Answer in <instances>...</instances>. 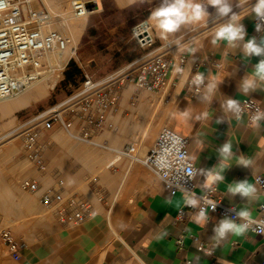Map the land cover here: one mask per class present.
<instances>
[{"label": "crops", "instance_id": "obj_1", "mask_svg": "<svg viewBox=\"0 0 264 264\" xmlns=\"http://www.w3.org/2000/svg\"><path fill=\"white\" fill-rule=\"evenodd\" d=\"M255 2L234 0L233 11L246 15L249 11L246 6ZM238 3L241 8L237 7ZM208 11L210 16L206 23L184 27L167 39L175 44L179 56L186 58L180 66L184 69L182 74L175 73L176 64L171 67L168 93L175 105L170 120L176 132L190 139V156L198 169L195 193L201 196L206 188L212 187L216 193H221L225 204L235 206L238 211L247 209L251 217L256 218L263 203L254 177L264 175V120L256 129L251 126L248 114H242L238 121L235 113L224 105L229 98L241 104L251 100L264 111V83L248 95L239 90L243 77L253 74L260 58L246 57L241 48H230L224 42L214 45V30L227 18L218 21L215 9L208 6ZM241 23L247 30L246 39L256 37L259 41L264 36L255 29L254 15L244 16ZM139 60L141 58L128 63L125 69L134 67ZM195 70L204 74L205 82L192 94L187 83ZM217 81L222 82L213 93H208V83ZM206 95L211 97L210 101L203 99ZM184 111L189 113L187 117ZM204 112L208 116L197 120L196 117ZM143 126L144 123L141 129ZM228 141L233 147L232 155L224 162L227 166L221 172L224 181L205 187L206 173L220 171L219 149ZM241 157L250 161L248 167L238 164ZM244 180L256 188L248 199L228 192L229 184ZM127 181L125 176L108 215L96 213L81 223L63 225L57 232L23 247L16 263L183 264L191 260L194 264H219L221 259L227 264L264 263V238L248 230L242 235L229 234L219 247L216 246L214 228L224 218L212 219L205 227H200L193 214L188 220L175 223L178 212L184 208V198L180 193L169 194L159 180L142 182L144 193L135 202L130 200L128 206L114 207ZM180 238L181 247L177 243ZM194 239L206 244L210 251H199Z\"/></svg>", "mask_w": 264, "mask_h": 264}, {"label": "rangeland", "instance_id": "obj_2", "mask_svg": "<svg viewBox=\"0 0 264 264\" xmlns=\"http://www.w3.org/2000/svg\"><path fill=\"white\" fill-rule=\"evenodd\" d=\"M57 1L36 0L33 6L42 7L50 13L51 29L70 37L69 30L61 31L55 25L58 17L54 5ZM71 2L72 0L66 2L68 4L66 16H72L75 21L85 22V27L80 41L76 44L78 47L76 56L69 59L63 70V79L58 82L53 92L37 102L23 108L13 107L10 110L0 111V137L11 130H15L19 135L23 134V137L15 140L16 146L13 148L6 149L7 145H10L8 142L13 138H7L0 144L3 145L0 148L2 149L0 151V246L2 249L0 264H17L3 240L11 239L21 247H25L62 228L63 225L56 215L47 211L48 209L46 210L40 202L42 192L59 180L64 182L68 192H77V196L88 201L92 205L93 214L103 215H108V210L125 176L130 183L127 181L114 207L128 206L130 200L135 202L137 197L144 193L141 188L142 182L157 181L154 174L145 166L140 163L131 164V160L127 158L118 159L114 163L115 170L111 165L107 169L104 168L105 163L113 160L116 153L98 144L116 150H120L125 144H134L141 156H144L153 146L161 128L169 126L167 124L170 123L175 105L174 99L168 93L169 86L164 91L153 93L138 89L132 82H126L119 91L120 100L117 105L100 113L101 125L98 129L84 122L80 118V109L73 104L71 109L60 115L65 124L55 121L50 130L41 131L38 142L43 146V169L33 162L30 151L25 147V132L37 124L36 117L41 114L49 115L50 111L57 109L56 106L73 97L85 75L93 79H101L108 74L125 70L128 63L141 58L134 66L136 67L154 56L158 49L159 53L162 52L161 48L165 46V40L159 38L158 29L154 26V22H151L152 20L150 22L153 24L154 44L150 46L144 44V41L140 40L141 37H136L133 33L136 26L150 19L151 11L159 5L160 0H98L99 10L89 14L87 18L75 17L70 8ZM70 38L74 44V39ZM172 44L170 43L169 48L166 49L172 51L175 47V44ZM71 63L72 65L69 66ZM77 68L81 70L82 76L76 74ZM67 71L73 74L71 82L66 81ZM58 74L61 78V72ZM44 83L38 85L44 86ZM22 95L24 94L2 100L0 106L8 101L13 102ZM160 100H162L159 106L160 124L155 127L153 135H148L147 141L141 145V135L148 121L147 118ZM91 113L93 114L94 111ZM69 132L80 139L71 136ZM24 179L37 181L39 192L31 193L24 189L21 186ZM28 199L35 203V209L26 219L22 205L29 203ZM18 205L21 208H17ZM44 210L47 211L43 212L44 218L38 217L39 212L42 213ZM37 212L38 214H35ZM22 215H24L22 219H19ZM7 219L13 222L12 226Z\"/></svg>", "mask_w": 264, "mask_h": 264}, {"label": "built area", "instance_id": "obj_3", "mask_svg": "<svg viewBox=\"0 0 264 264\" xmlns=\"http://www.w3.org/2000/svg\"><path fill=\"white\" fill-rule=\"evenodd\" d=\"M35 1L0 0V101L19 95L57 75L58 82L63 79V71L61 78L58 74L59 59L68 48H73V41L70 37L51 29L52 17L50 13L42 7H34ZM252 5H247L246 10L248 11ZM70 8L77 18L85 17L89 11L88 3L85 2L72 1ZM137 27L134 28L133 33L142 39V36H139L137 32ZM141 41L149 46L155 43L153 37ZM170 43L169 40H165L167 47L161 48L162 52L159 53L158 49L154 56L132 69L108 74L101 79H93L85 75L73 96L75 98L73 104L80 109V118L94 128H100V113L117 105L119 91L126 82H132L138 89L153 93L163 90L168 83L172 65L182 66L186 61L184 56H179L175 51V47L172 51L166 49L169 48ZM196 73L195 70L187 83V89L192 94L198 91L205 82L204 79L203 84L199 86L192 84V77ZM248 105L251 107H247ZM241 107L244 109L242 114H248L249 117L255 114L257 109L262 111L260 106L251 100L243 101ZM92 111H94L93 114ZM40 119H42L41 122L29 128L25 133L24 144L30 151L33 162L43 169V146L38 142L41 131L50 130L55 121L63 122V124L65 122L54 109L45 118L36 117L35 120L37 122ZM173 137H178L181 142L174 143ZM189 146L188 136H183L172 127L166 126L158 132L153 146L145 156L138 155V149L134 144H125L120 150H115V153L119 159L127 158L140 162L154 174L169 194L180 193L183 196L184 208L178 212L175 223L188 220L191 215H196L201 208L208 212L207 222L212 219L235 218L236 211H238L236 207L225 204L222 201L221 193H216L214 188H206L205 193L201 196L195 193L198 169L190 156ZM158 160L161 161L160 164L157 163ZM111 167H114V164ZM189 173H194L193 178H189ZM254 182L258 193L263 197V203L259 206V217H250L254 223L248 231L264 238V175L254 177ZM21 186L31 193H37L40 190L38 182L30 179L22 180ZM186 195H194L199 201V205L197 207L186 206ZM208 200L216 204L215 210H212L211 205L207 203ZM40 202L42 206L56 215L62 225L81 223L93 214L92 205L77 196V192H68L62 180L47 187L40 196ZM235 222L242 223L243 221L235 219ZM3 241L10 249L12 257L18 259L19 251L24 246L21 247L11 239ZM194 241L197 243L199 251H210L203 242L197 239ZM177 243L181 247L182 239L180 238ZM183 264L194 263L191 260H185Z\"/></svg>", "mask_w": 264, "mask_h": 264}, {"label": "clouds", "instance_id": "obj_4", "mask_svg": "<svg viewBox=\"0 0 264 264\" xmlns=\"http://www.w3.org/2000/svg\"><path fill=\"white\" fill-rule=\"evenodd\" d=\"M249 3L250 0H245ZM234 0H160V3L150 13V20L154 22V26L158 29L159 38L161 40H167L171 34L179 32L182 28L206 23L210 13L208 6L214 8L216 11V19L223 20L224 22L214 30L212 43L214 45L218 42H224L230 48H241L246 57H259V61L254 65V72L252 75H245L239 86V90L248 95L250 92H254L259 87L260 83H264V36L258 41L256 37L247 38V30L241 23L244 16L254 15L257 21L255 29L257 32L264 33V0H256L255 4L249 7V11L246 15H241L233 11ZM237 7L241 8L240 3ZM175 73L182 74L184 69L180 66H176ZM204 82V74L197 72L191 80L194 85H201ZM222 81L211 82L207 85L208 93H213L217 89V85ZM203 99L211 100L210 96H204ZM227 110L235 113L236 119H241L244 109L241 107V103L237 99L229 98L224 105ZM247 107H251L248 105ZM183 115L187 117L189 113L183 112ZM208 116L207 112L197 116L196 119L200 120ZM264 120V111L257 109L255 114L250 117L251 126L258 129L260 121ZM173 141L179 144L181 141L178 137H173ZM232 143L230 141L224 143L219 149L220 156L222 157L220 163V171H208L206 173L205 187L211 186L217 182L224 181V176L221 174L224 167L227 165L224 163L232 155ZM161 163L160 160L157 162ZM239 165L248 167L250 161L241 157ZM166 166V165H165ZM194 173H189V178H193ZM228 192L237 195L242 198L248 199L252 194L256 192L254 185L247 180L236 182L228 185ZM186 191V190H185ZM208 204L211 205L212 210H215L216 204L208 200ZM186 206L197 207L199 201L195 196H185ZM236 211L235 209H232ZM251 213L247 209H241L236 211L235 218H224L220 220L219 224L214 228V239L217 240V247L223 240H226L230 235H242L249 227L254 223L251 220ZM208 212L206 209L201 208L200 211L193 217L195 223L200 227H205L207 224ZM235 219H240L242 223H236ZM210 254V253H209ZM219 264H227L224 259L219 260Z\"/></svg>", "mask_w": 264, "mask_h": 264}, {"label": "bare ground", "instance_id": "obj_5", "mask_svg": "<svg viewBox=\"0 0 264 264\" xmlns=\"http://www.w3.org/2000/svg\"><path fill=\"white\" fill-rule=\"evenodd\" d=\"M67 1H65V0H58L55 3V5H54V11H55V14L58 17L57 18V24H55V25H57L60 28L59 30H61V31L69 30V32L71 33V36L70 37H72L75 42L73 44V48H68L65 51V53L60 57L59 63H58V66H59L58 72H62L65 69V67H66L69 59L70 58H73L74 56H76L77 50H78V47H76V44L80 41V36H81V34H82L83 30H84V27H85V24H84L85 22H83V21H75V20L72 19V16L71 17H67L66 16L67 5L69 4V2H68V4L66 3ZM72 1L85 2V3H88V4H92L93 5L91 9L88 8L89 11L87 12V15L85 17H83V18H87V16L89 14H91L93 12H96L100 8L98 0H72ZM51 22H52V20H51ZM151 22H153V21H151ZM151 22H150V19H148V20H146V21H144V22H142L141 24L138 25L137 32H138L139 36H142V39L141 40H147L148 38L154 36L153 24ZM57 77H58V75L56 77H54L53 79L45 82L44 83V86L41 85V84L40 85H38V84L35 85L34 87H32V88L28 89L27 91H25V93L23 92L24 95H22L21 97L17 98L14 101L12 100L13 102H9L8 101V103H4V104L2 103L3 105L0 106V111H5V110H8V109L10 110V108H13V107H15V108H23L25 106H28L30 104H33L34 102H37L41 98L49 95L51 92H53V90L55 89V87H56V85L58 83V78ZM167 86H169V83H167V85H166L165 88H167ZM164 89H163V91H164ZM163 97H164V95H163ZM163 97H162V100H163ZM74 100H75V98L74 97H71V98L67 99L66 101H64L63 103H61L60 105L56 106L57 109H54V110L57 111V112L59 111L60 113H58V114L62 115V113H65L66 110H69V109H71L73 107ZM162 100H160V102H158V105L155 104V105H157L156 107L154 105V107H155L154 110L152 111V113H150V117L147 118L148 121L145 124L144 130H143L142 135H141V141H140L141 145H142L143 142H146L147 141L146 138L148 137V135H150V136L153 135V133L155 132V130H154L155 127H158L159 124H160L159 123V120H161V119H160V115H159V106L162 104ZM155 103H157V102H155ZM38 118H45V115L44 114H41V115H39ZM41 120L42 119H40L39 121H37V123L38 122H41ZM167 125H169L170 127H173V123L171 122V120H170V123H168ZM169 126H167V127H169ZM70 134H71V136H74V137L80 139L78 136L73 135L72 132ZM19 137L20 138L23 137V134L22 135L21 134L19 135L15 130H11V131L7 132L6 134L3 133V135L0 137V144H1V142L3 140H6L7 138H11V139L13 138L10 142H8V143H10V145H7L8 148H6V149L13 148V147L16 146L15 145V140L17 138H19ZM92 143H95V142H92ZM96 144H97V142H96ZM98 145H100L103 148L110 149V151L111 150L112 151H115L116 150V149H112V148L108 147L107 145L106 146L101 145V144H98ZM2 146H0V148H2ZM0 151H2V149H0ZM83 152H85V151H83ZM113 155H114V153H113ZM138 155L141 156V154L139 153V150H138ZM141 157H143V156H141ZM118 159H119V156L117 154H115L114 159L111 160V161H109V162H107V163H105L104 168L107 169L110 165H112ZM131 163L133 164V163H140V162H135V161L131 160ZM101 168L103 169V167H101ZM28 200H26V201H28ZM17 208H21V207H19V205H18ZM22 208L24 210L23 212L26 214L25 217L27 219V215H31V214L34 213L35 203H33V201L32 202L30 201L29 203L23 204L22 205ZM47 211H49V210H47ZM47 211L44 210V211H42V213L39 212L40 214L38 215V217L40 216L41 218H44V217H42L44 215L43 212L45 213ZM35 214H38V212L35 213ZM23 216L24 215L20 216L19 219L20 218L22 219ZM17 221H19V220H17ZM17 221H15V222H17ZM8 223L11 224V226L13 225V222L11 220H8ZM15 225H18V224H15ZM1 252H2V249H1V246H0V254H1Z\"/></svg>", "mask_w": 264, "mask_h": 264}, {"label": "trees", "instance_id": "obj_6", "mask_svg": "<svg viewBox=\"0 0 264 264\" xmlns=\"http://www.w3.org/2000/svg\"><path fill=\"white\" fill-rule=\"evenodd\" d=\"M72 65V63L71 64H69V66H71ZM76 74H78L79 76H82L81 74H82V72H81V70L80 69H76ZM66 81L67 82H71V81H73V74H71V73H69L68 71L66 72ZM77 85V84H76Z\"/></svg>", "mask_w": 264, "mask_h": 264}, {"label": "water", "instance_id": "obj_7", "mask_svg": "<svg viewBox=\"0 0 264 264\" xmlns=\"http://www.w3.org/2000/svg\"><path fill=\"white\" fill-rule=\"evenodd\" d=\"M92 6H93L92 4H88V8H89V9H91V8H92Z\"/></svg>", "mask_w": 264, "mask_h": 264}]
</instances>
